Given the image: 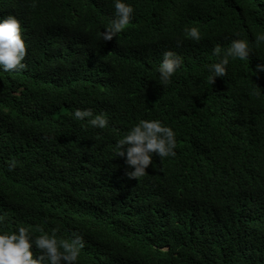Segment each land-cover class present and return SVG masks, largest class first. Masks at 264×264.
<instances>
[{
	"label": "trees",
	"instance_id": "16d2710c",
	"mask_svg": "<svg viewBox=\"0 0 264 264\" xmlns=\"http://www.w3.org/2000/svg\"><path fill=\"white\" fill-rule=\"evenodd\" d=\"M127 2L134 19L103 41L111 0H0L26 45V67L0 72L3 230L75 231L79 264H264V45L252 44L264 0ZM234 34L252 51L210 85L212 48ZM165 50L182 63L162 86ZM76 108L105 113L107 127L82 128ZM139 119L172 128L176 155H153L136 180L113 145Z\"/></svg>",
	"mask_w": 264,
	"mask_h": 264
},
{
	"label": "clouds",
	"instance_id": "9594fccd",
	"mask_svg": "<svg viewBox=\"0 0 264 264\" xmlns=\"http://www.w3.org/2000/svg\"><path fill=\"white\" fill-rule=\"evenodd\" d=\"M112 14L104 31L98 32V38L111 40L124 31L134 19L133 5L127 0H111ZM183 39L199 42L201 32L196 26H186L182 30ZM236 38L226 47L216 44L212 55L216 60L207 65V81L211 85L216 77H224L230 59L247 60L252 51L264 45V31L255 34L252 44L246 39ZM180 41L177 42L179 46ZM26 45L21 35V24L12 15L0 17V72L20 71L26 65ZM182 58L172 50H165L156 66L159 84L169 85L171 78L181 66ZM258 71H264V63L256 65ZM74 121H82V128L104 129L108 125L105 113H93L90 108H76L70 114ZM175 132L159 119H139L133 123L120 138L116 139L113 151L124 158V163L132 170L126 171L128 178L136 180L146 175L153 155L159 159L176 155ZM17 160L7 161V170L17 166ZM8 223L7 214L0 212V264H79L81 249L85 246L82 235L73 231L68 238L58 237V228L48 231L43 228L17 225L14 230H3ZM36 233H39L38 235ZM248 253H241L240 258L247 260Z\"/></svg>",
	"mask_w": 264,
	"mask_h": 264
}]
</instances>
